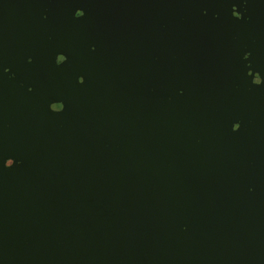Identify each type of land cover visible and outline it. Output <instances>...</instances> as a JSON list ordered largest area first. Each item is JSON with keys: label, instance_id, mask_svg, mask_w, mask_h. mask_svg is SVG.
Returning a JSON list of instances; mask_svg holds the SVG:
<instances>
[{"label": "water", "instance_id": "water-1", "mask_svg": "<svg viewBox=\"0 0 264 264\" xmlns=\"http://www.w3.org/2000/svg\"><path fill=\"white\" fill-rule=\"evenodd\" d=\"M0 264H264V0H0Z\"/></svg>", "mask_w": 264, "mask_h": 264}, {"label": "snow or ice", "instance_id": "snow-or-ice-1", "mask_svg": "<svg viewBox=\"0 0 264 264\" xmlns=\"http://www.w3.org/2000/svg\"><path fill=\"white\" fill-rule=\"evenodd\" d=\"M244 58L247 59V56H244ZM5 70H6V69H5ZM249 75H252V73H249ZM5 160H6V159H5ZM11 165H12L11 161H9V163H8L7 165H5V164L3 163V166H4L5 168L10 167Z\"/></svg>", "mask_w": 264, "mask_h": 264}]
</instances>
